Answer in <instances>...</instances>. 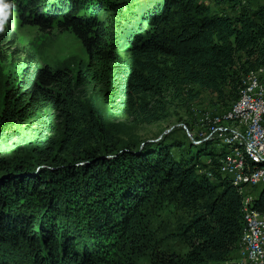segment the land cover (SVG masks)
Here are the masks:
<instances>
[{
    "label": "trees",
    "instance_id": "obj_1",
    "mask_svg": "<svg viewBox=\"0 0 264 264\" xmlns=\"http://www.w3.org/2000/svg\"><path fill=\"white\" fill-rule=\"evenodd\" d=\"M78 1L4 0L13 7L6 20L0 11L6 31L0 33V61L9 56L19 68L0 94V138H16L19 126L33 128L37 156L49 166L0 179V264H126L144 250L147 264H241L242 197L219 172L226 147L218 140L193 143L171 130L134 153L120 147L101 113L77 104L75 91L102 85L104 102L115 113L127 110L136 94L160 92L167 71L137 69L121 55L125 49L171 59L178 84L196 85L231 106L242 77L264 69V2L153 0L145 11L124 15V0H95L84 14ZM15 20L44 31L53 25L70 30L87 64L75 75L41 65L15 45ZM6 42L15 45L10 55ZM55 113L64 126L58 141L51 136ZM138 116L144 122L160 118L148 102ZM253 194L249 208L264 213V184ZM31 204L38 207L23 210ZM166 207L176 212L177 223L155 239L143 226V213Z\"/></svg>",
    "mask_w": 264,
    "mask_h": 264
},
{
    "label": "rangeland",
    "instance_id": "obj_2",
    "mask_svg": "<svg viewBox=\"0 0 264 264\" xmlns=\"http://www.w3.org/2000/svg\"><path fill=\"white\" fill-rule=\"evenodd\" d=\"M93 1L95 0H79L80 13L84 14L89 12L88 10L90 6L93 5ZM124 1L128 6V8H125L124 15H127L129 10L134 13L145 11L153 0ZM252 2L253 5H255L257 3H263L264 0H252ZM210 6L212 10H215L213 4H210ZM224 7L227 10V6L225 5ZM103 16V14H100V17ZM127 22L128 20L125 19L124 25H126ZM133 22L135 23L134 20ZM4 27L5 24L3 23V28L0 30L2 34L6 32ZM11 27L14 32L15 45L31 51L41 65L46 64L51 68H66L71 71L72 75H75L76 71L84 67L88 62V57L84 48L70 30H59L53 25L48 30L44 31L35 25H21L17 20L12 23ZM15 45L12 42H6L4 44L3 48L7 51V55H10V51ZM121 55L139 70H145L148 66H159L163 68L168 73V79L166 83L162 85L160 92L156 94L140 93L134 95L132 104L122 113L113 112L104 102L103 92L105 88L102 85H88L76 89L75 100L77 104H80L87 111L101 113L109 129L117 137L120 147H126L134 153H138L140 152L139 147H141L142 143L145 141L157 142L163 140L171 130H175L173 132L174 135L183 139L188 138L193 143L211 140L208 138V135L213 128L212 117L225 112L230 106L229 104L219 101L215 95L200 89L196 85L178 84L174 76L176 71L171 59L163 58L159 55H156L155 59H149L142 55H135L125 49L121 51ZM18 70L19 68L13 63L9 56L6 61H0L1 95L5 90L7 80L12 79ZM248 73L242 77L241 81L245 79ZM255 75L259 78L258 80L262 82L264 69H258ZM262 83L264 84V82ZM147 102L160 114L158 120L144 122L138 116L139 106ZM71 109L76 117L81 115L76 107ZM206 116L210 118L206 119ZM227 123L222 121L220 125L232 127L229 122ZM53 125L54 132L51 136L55 141H58L63 135L64 126L57 113L54 114ZM18 133V136L12 140L0 138V168L7 167L8 169V171L4 170L5 173L3 172L4 174L0 176V179L4 176L13 175L15 171H19L22 174H29L32 172L38 173L49 167L48 164L39 160L35 151L37 146L35 142V130L33 128L19 126ZM196 137H199L201 140L196 141ZM212 140L219 141L217 136H214ZM220 146L221 144L219 141L218 147ZM61 157L66 159L65 155H61ZM108 157H110V155H108ZM59 165L62 164L60 163ZM55 168L54 166V169ZM258 186L256 187L258 188ZM253 188L255 187H246L245 190L253 196V193L257 190V188ZM36 207H38V205L35 206V204H31L29 207L23 206V210L28 211V209L32 210ZM74 215L73 217H75L77 221L83 217L81 213ZM142 223L143 226L150 229L155 239L163 238L168 235L167 233H169L177 223V214L169 207L156 213L146 211L143 213ZM167 241L169 244L172 243L170 239ZM145 251L146 250L138 256H134L132 260L128 257L127 259H129V262H126V264H147L148 258ZM119 257H122L121 251L118 252V258ZM121 260L123 261L124 259ZM236 261L238 262V253Z\"/></svg>",
    "mask_w": 264,
    "mask_h": 264
},
{
    "label": "bare ground",
    "instance_id": "obj_3",
    "mask_svg": "<svg viewBox=\"0 0 264 264\" xmlns=\"http://www.w3.org/2000/svg\"><path fill=\"white\" fill-rule=\"evenodd\" d=\"M256 71H250L242 81L238 99L225 112L212 117L213 128L208 135L211 140L214 136H217L221 146H225L228 150L224 156L226 165H231V168H242V164L246 163L251 169V175H249L247 170H239V180L236 178L235 173L229 169L219 170L222 175L230 179L231 184L239 191L242 197L244 226L237 251L238 262L241 264H261V257H254L253 259V243L262 242V234L260 233V227L253 224L252 221L261 222V219H264V213H259L249 208L252 196L245 189L246 187L250 188L257 185L256 176H261L264 168V154L261 155L255 145L251 144L249 140V138L253 137V122L255 118H257L256 131L264 130V115L257 116L256 105L252 102H245L244 110L236 109L239 103H243L245 97H249L252 94H255V100H257L258 104H264V92L262 89L264 84L256 77ZM207 118L210 117L206 116ZM222 121L229 122L232 127L221 126L220 123ZM223 134L225 135V140ZM221 162L222 159L219 166ZM247 212H249V217L252 221H248ZM242 253H244L243 259Z\"/></svg>",
    "mask_w": 264,
    "mask_h": 264
},
{
    "label": "built area",
    "instance_id": "obj_4",
    "mask_svg": "<svg viewBox=\"0 0 264 264\" xmlns=\"http://www.w3.org/2000/svg\"><path fill=\"white\" fill-rule=\"evenodd\" d=\"M263 92H264V86H262ZM245 102H252L256 105L257 108V116L264 115V104H258L257 100H255V94L250 95L249 97H245V100L243 103H239L236 109H243L244 110V104ZM234 112V111H231ZM256 124H257V118H255L253 122V137L249 138L251 141V144L255 145V148L261 155L264 154V130L263 131H256ZM221 133V132H220ZM223 138L225 140V135L223 134ZM220 169H229L233 173H235L236 178L239 180V170H247L249 175H251V169L249 166L245 163L242 164V168H231V165H226L225 157H222L221 165L219 166ZM257 177V185H263L264 184V168L262 169L261 176ZM241 182V181H240ZM253 199V196H252ZM248 213V221H252L249 217ZM253 224L260 227V233L262 234V242H255L254 244V252H253V259L254 257H261V264H264V219H261V222H254ZM242 253V259H243Z\"/></svg>",
    "mask_w": 264,
    "mask_h": 264
},
{
    "label": "clouds",
    "instance_id": "obj_5",
    "mask_svg": "<svg viewBox=\"0 0 264 264\" xmlns=\"http://www.w3.org/2000/svg\"><path fill=\"white\" fill-rule=\"evenodd\" d=\"M13 5L11 3H4V0H0V11H4V20L7 19V16L10 15V10ZM6 10V11H5ZM3 28V21H0V30Z\"/></svg>",
    "mask_w": 264,
    "mask_h": 264
}]
</instances>
